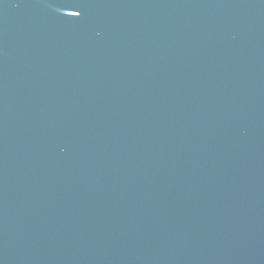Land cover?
<instances>
[{
    "label": "water",
    "instance_id": "obj_1",
    "mask_svg": "<svg viewBox=\"0 0 264 264\" xmlns=\"http://www.w3.org/2000/svg\"><path fill=\"white\" fill-rule=\"evenodd\" d=\"M0 264H264V0H0Z\"/></svg>",
    "mask_w": 264,
    "mask_h": 264
}]
</instances>
